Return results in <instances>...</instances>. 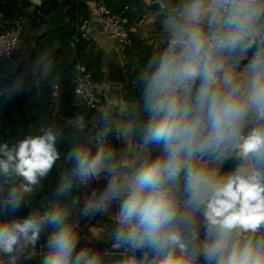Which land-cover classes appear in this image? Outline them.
Masks as SVG:
<instances>
[{
	"label": "clouds",
	"instance_id": "9594fccd",
	"mask_svg": "<svg viewBox=\"0 0 264 264\" xmlns=\"http://www.w3.org/2000/svg\"><path fill=\"white\" fill-rule=\"evenodd\" d=\"M162 10L163 47L138 77L141 147L159 155L114 163L99 142L105 129L94 154L78 145L65 157L74 166L58 192L103 173L107 183L83 215L115 203L117 239L146 249L150 264H264V0H179ZM41 133L0 144V174L22 178L0 201V212L13 214L0 221V264L29 259L46 228L41 264H101L77 248L70 210L59 201L14 216L60 159L57 134ZM229 158L241 163L222 173Z\"/></svg>",
	"mask_w": 264,
	"mask_h": 264
},
{
	"label": "crops",
	"instance_id": "0c3cea01",
	"mask_svg": "<svg viewBox=\"0 0 264 264\" xmlns=\"http://www.w3.org/2000/svg\"><path fill=\"white\" fill-rule=\"evenodd\" d=\"M43 1L44 0H39L35 3L34 0H31V4L28 8L29 15L34 14L37 7L41 6ZM137 1L140 2L139 6H137L139 13H137L128 24L130 35L133 39L132 48L124 49L120 47L115 42L108 39L97 26L91 30V41L87 43V46L84 47L81 45L84 49L80 50L81 46H77V44L80 43L77 34L69 43V49L72 56L76 58L78 62L82 60L84 64L86 63L89 66L88 68L90 71L94 73L97 90L103 98V104L96 109V111L99 112L105 120L110 122L111 130L108 132L107 136L99 142L112 144L110 149L113 153L114 163L126 160L133 165L138 163L140 159L146 157L149 152L153 157L159 155V150L156 149V147H152L147 151H139L138 149L133 148L132 143L134 136L132 116L134 114L136 115V105H130L124 100L125 90L130 84L135 86V82L131 81L132 76H134L135 73L141 75L148 60L151 59L158 49L163 47L162 41L166 38L164 30L165 11L156 10L154 7L155 5L151 0ZM156 2L162 7V9H164L167 8L170 3H178V0H156ZM84 5L87 10V17L90 18L94 16L96 13V0H85ZM63 11L66 14L67 22L64 26L70 25L74 29H77L81 19L71 21L68 13H66V9H63ZM79 18H81V16ZM16 22H21L24 27L21 36L20 55H17L11 61L0 64V76L3 77V80L7 81V78L5 77L6 71L13 64H17L21 68H23L22 65H24L25 68L23 69L32 73V70H30L28 65L24 62L25 55L32 52L34 55L33 58H35V60L39 59L38 68L43 69V72L41 71V79H37L35 82L37 89L42 90L46 87H51L50 92L53 107L51 109L49 121L55 125L63 120L66 128H70L83 136L88 125L90 126V124L94 123L93 120L90 119L89 121L84 116L73 114L67 118L63 117L62 101L65 90L59 82V74L63 73V67L59 68L56 61L58 59H64V56L61 54L65 48L64 43L59 39L53 38L50 43L48 42L49 44L47 43L48 45L40 47V41L47 35H52L56 29L50 25L48 19L46 23L41 25L26 17H23L20 21L15 20L13 23H8L4 21L0 15V30L12 27ZM35 50H39V53ZM109 61L116 62L124 68L127 78L126 84L115 88L113 84L106 81L107 63ZM52 63H55L56 65H52ZM11 91L17 90L11 89L10 92ZM10 92L4 95L5 98ZM77 99L80 100V102H78ZM73 107L77 111L80 109H87L83 99L75 94L73 98ZM98 131L99 130L97 129V132ZM84 136L80 145H83V142L87 141L97 147L98 141L95 144ZM57 162L62 163L63 167H66L63 161L58 160ZM56 163L55 170L58 176L59 187L61 188L63 183V173L62 170L57 169ZM228 163L232 166L229 167V169H225ZM240 163L241 161L236 158H229L224 162L221 171L225 174L230 173L235 170ZM9 177L15 178V175L9 174ZM99 178L101 179L104 189L107 183L104 174L101 173ZM0 194L4 200L2 190H0ZM37 194L38 190L36 185L33 186V191L31 193L25 194L24 203L25 206L29 208L30 213H35L37 211L42 213L44 211L40 207H33L30 202V200L33 201L35 199ZM61 194L65 198H58L54 201H59L62 206H65L70 210L68 219L76 223L75 226L79 238L77 248H89L99 256L101 264H126V252L131 245L119 241L116 237L117 231L120 228L117 223L118 206L113 203L106 212H103L100 215L94 214L84 216V209L82 207L83 193L81 191L74 188L67 193ZM77 197H80V200H78ZM6 219L7 217L5 214V218L0 221ZM51 231V228L44 229L43 234L36 244L40 250V255L34 258L35 264H41L44 255L47 253L45 245ZM2 260L4 259H1L0 256V261ZM22 260L23 259L18 261L17 264H20Z\"/></svg>",
	"mask_w": 264,
	"mask_h": 264
},
{
	"label": "trees",
	"instance_id": "16d2710c",
	"mask_svg": "<svg viewBox=\"0 0 264 264\" xmlns=\"http://www.w3.org/2000/svg\"><path fill=\"white\" fill-rule=\"evenodd\" d=\"M84 2L85 0H44L42 5L37 7L34 14L29 15L28 8L31 4V0H0V15L2 16L4 21L8 23H13L15 20L20 21L23 17H26L34 20L36 23L41 25L47 22V19L52 13L66 9V13H68L71 21H75V19L82 20L88 18ZM103 2L106 8L112 13L120 14L124 11L125 16L128 18L129 22H131L132 18L137 13H139V9H137V6H139L140 2H138L137 0H103ZM80 16L81 18H79ZM76 34L77 29H74L70 25L64 26L62 28L56 29L52 35H47L45 38H43V40L40 41V47H42L43 45H48L53 38L59 39L64 43L65 48L61 53L64 56V59H58L56 61V64L57 66H59V68L63 67V73L59 74V82L60 84H62L65 90L62 101L63 117L67 118L72 116L73 114L84 116L89 121L90 119L93 120L94 123L90 124V126L88 125L83 136L85 135L84 137L86 139L96 144L97 137L102 132H104L105 129H109L110 131L111 125L110 122L105 120L103 116L96 110L87 108L77 111L73 107V87L76 74V66L78 64H86H84L82 60L78 62L70 52L69 43L73 40ZM79 40L80 43H78L77 46H87V42L81 39ZM82 46L80 47V50L84 49V47ZM35 51L39 53V50ZM33 57L34 55L32 54V52H30L25 55L24 61L28 65L30 70H32V73L30 71L27 72L17 64L11 65L6 71L5 77L7 78V81H4L8 84L9 88L15 89L17 91L25 90L28 96L25 104L26 116L11 133H9V131L7 130L6 118L1 110V104L5 99V96L0 100V144L7 143L9 147H13L18 144L19 141L28 136L42 134L41 129L50 128L53 133L57 134L56 146L60 154L59 160L63 161L64 165L69 170H71L74 164L73 162L66 160L65 157L69 154L73 147L80 145L84 138L80 133L70 128H66L63 120L59 121L55 125L51 121H49L51 109L53 107L50 92L51 87H46L42 90L37 89L35 82L37 81V79H41L43 69L38 68L39 59L35 60V58ZM54 64L52 63V65ZM85 66L87 68L89 67L87 64ZM139 76L140 74L136 73L134 74V76H132L131 81L135 82V86H132L130 84L126 87L124 100L130 105H136V115L134 114L132 116L133 136L134 140L142 142V136L140 134L139 128L142 125L143 121L146 119V116L142 112L141 108L142 88L138 81ZM97 129L99 130L98 132ZM104 144L109 149L110 147H112L111 143ZM231 166L232 165L228 163L225 169H229V167ZM11 177H9V175L6 177L0 174V184L4 199L6 198L8 188L12 184H19L22 182V178L20 177ZM6 180L8 181V183H5ZM36 186L38 194L33 201L30 200L32 206L35 208L40 207L41 209L45 210L47 206L54 200L58 198H65L61 193L58 192V189H60V187L58 176L55 170V164L48 175L41 178L39 184H37ZM24 198L19 210L14 214L15 217L24 218L31 214L29 208L25 206ZM77 199L80 200V197H77ZM6 217L8 220H10L13 218V214H7ZM0 256L1 259H6L2 254H0Z\"/></svg>",
	"mask_w": 264,
	"mask_h": 264
},
{
	"label": "built area",
	"instance_id": "2783aa9c",
	"mask_svg": "<svg viewBox=\"0 0 264 264\" xmlns=\"http://www.w3.org/2000/svg\"><path fill=\"white\" fill-rule=\"evenodd\" d=\"M129 20L125 16V12L120 14L112 13L106 8L103 0H96V13L94 16L80 20L77 26V36L87 43L91 41V30L94 27L101 28L103 34L115 42L122 48H132L133 39L131 38L128 28ZM23 24L16 22L12 27L0 30V64L11 61L17 55H20L21 36L23 33ZM10 88L7 83L4 82L3 77L0 76V100L5 94L10 92ZM74 94L81 97L85 106L88 109L96 110L103 104V98L97 90V84L94 80V74L85 65L78 64L76 66V74L74 78ZM139 141L133 140V148L139 151H147L141 147ZM80 189L89 193L83 194L82 207L85 205L96 202L93 192L96 196H99L103 191L101 179H91L87 184L80 183L78 180ZM101 214V213H97ZM94 215V214H92ZM30 258H35L40 255V250L37 246L34 249H29ZM23 259V258H22ZM24 260V259H23Z\"/></svg>",
	"mask_w": 264,
	"mask_h": 264
},
{
	"label": "water",
	"instance_id": "95a60500",
	"mask_svg": "<svg viewBox=\"0 0 264 264\" xmlns=\"http://www.w3.org/2000/svg\"><path fill=\"white\" fill-rule=\"evenodd\" d=\"M39 0H34V2H38ZM154 3V7L156 10L161 11L162 7L158 5L156 0H151ZM179 2V0H178ZM50 25L54 29L61 28L66 25V14L63 10L55 12L50 15L48 18ZM101 30V28H99ZM102 31V30H101ZM25 68L24 65H22ZM106 81L113 84L115 88H118L120 85H124L127 83V78L125 75L124 68L113 61H109L107 63V75ZM27 92L25 90L21 91H11L5 98V100L1 104V110L6 118L7 130L12 132L22 121V119L26 116L25 104L27 100ZM80 98V97H79ZM82 99V98H81ZM78 100V99H77ZM80 102V100H78ZM83 145L90 148L92 153L94 154L96 151V147L92 145L90 142L84 141ZM158 149V148H156ZM159 150V149H158ZM56 167L58 170H62L63 173V182L68 178V174L71 170L66 167H63L62 163L57 162ZM72 187L71 190L77 188L83 194L89 193L88 190L84 191L80 189L78 185L77 179H72L71 181ZM70 190V191H71ZM0 201H3V198L0 194ZM5 218V213L0 212V220ZM69 223L76 224L74 221L69 220ZM147 250L143 248H134L131 246L126 252V264H150L151 253L148 254L147 258L145 257V252ZM20 264H35L34 258L24 259Z\"/></svg>",
	"mask_w": 264,
	"mask_h": 264
}]
</instances>
